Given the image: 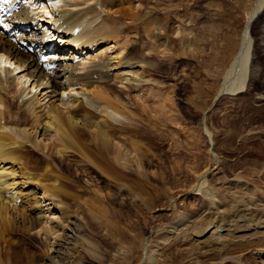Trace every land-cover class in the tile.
<instances>
[{
	"label": "bare ground",
	"instance_id": "6f19581e",
	"mask_svg": "<svg viewBox=\"0 0 264 264\" xmlns=\"http://www.w3.org/2000/svg\"><path fill=\"white\" fill-rule=\"evenodd\" d=\"M148 2L36 1L0 21V264H18L12 257L21 253L14 251L20 244L24 250L39 246L30 264H85L90 259L83 231L94 209L106 218L105 233L121 235L116 212L96 205L123 199L132 182L141 185V133L146 130L141 110L154 102L149 104L150 95L158 94V84L151 87L155 80L143 73L156 72L158 63L151 58L162 52L161 45L151 43L139 57L130 48L138 41L136 23ZM263 14L264 0H256L217 96L246 92L255 44L251 30ZM258 31L264 38V22ZM140 89L135 97L129 94ZM156 111L150 110L152 117ZM209 170L195 171L188 188L204 197L205 207L167 227L154 224L146 237L137 238L139 264H244L233 250L247 240L264 241V217L241 201L240 182L223 180L215 194ZM90 173L119 192L96 189L87 199L80 183L95 185ZM198 220L203 223L193 226ZM88 255L100 263L96 253ZM256 255L260 259L254 256V264H264V249Z\"/></svg>",
	"mask_w": 264,
	"mask_h": 264
},
{
	"label": "rangeland",
	"instance_id": "374dc122",
	"mask_svg": "<svg viewBox=\"0 0 264 264\" xmlns=\"http://www.w3.org/2000/svg\"><path fill=\"white\" fill-rule=\"evenodd\" d=\"M255 1L149 0L148 6L141 7V19L136 23L138 37L129 34L130 39L137 37L138 41L132 42L130 51L139 52L140 57L145 46L146 52L155 44L161 45L162 52L155 54L158 58H151L158 63L156 72L143 73L155 80L151 87L158 84V94L150 95L153 97H149V104L154 102L144 112L141 110L146 128L141 133V185L132 182L133 190H125L123 199L96 205L116 212V225L122 236L110 235L109 228L105 233L106 218L96 209L97 213L85 220L83 232L88 241L84 248L90 259L85 264H139L137 238L146 237L154 224L167 227L178 216L191 215L205 207L204 197L188 192L193 173L205 167L210 166L206 177L217 187L215 194L223 180L240 182L244 191L241 201L250 205L251 213L253 209L256 216L264 217V99L257 101L255 97L264 96V45L260 43L264 38L258 31L264 14L251 30L255 44L246 92L217 96L224 70L238 50L244 22ZM148 12V18L143 19ZM154 19L157 25L152 23ZM142 91L129 94L135 97ZM164 97L167 100L163 101ZM130 106L138 110V106ZM153 107L157 108L156 117L150 112ZM90 175L97 180L95 185L86 186L82 180L80 183L87 199L94 198L97 190L102 194L119 192L116 186ZM194 223L196 227L203 222ZM38 247L25 252L23 244L17 245L14 251L21 253L12 258L18 264H30L39 256ZM262 249L264 241L247 240L233 252L241 255L244 264H254V256L260 259L256 252ZM88 253H96L100 263Z\"/></svg>",
	"mask_w": 264,
	"mask_h": 264
}]
</instances>
